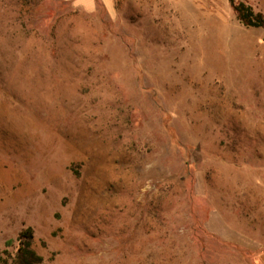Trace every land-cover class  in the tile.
Returning a JSON list of instances; mask_svg holds the SVG:
<instances>
[{"label": "rangeland", "instance_id": "1", "mask_svg": "<svg viewBox=\"0 0 264 264\" xmlns=\"http://www.w3.org/2000/svg\"><path fill=\"white\" fill-rule=\"evenodd\" d=\"M25 227L48 264H261L264 30L227 0H0V251Z\"/></svg>", "mask_w": 264, "mask_h": 264}, {"label": "trees", "instance_id": "2", "mask_svg": "<svg viewBox=\"0 0 264 264\" xmlns=\"http://www.w3.org/2000/svg\"><path fill=\"white\" fill-rule=\"evenodd\" d=\"M237 20L245 27L261 28L264 30V16L254 11L245 0H227ZM34 231L25 227L15 239H8L0 251V264H48L33 248ZM15 246V251L8 249Z\"/></svg>", "mask_w": 264, "mask_h": 264}, {"label": "crops", "instance_id": "3", "mask_svg": "<svg viewBox=\"0 0 264 264\" xmlns=\"http://www.w3.org/2000/svg\"><path fill=\"white\" fill-rule=\"evenodd\" d=\"M78 5L90 10L94 5L96 0H75ZM105 6L110 7L113 5V0H100ZM261 264H264V254L260 258Z\"/></svg>", "mask_w": 264, "mask_h": 264}, {"label": "bare ground", "instance_id": "4", "mask_svg": "<svg viewBox=\"0 0 264 264\" xmlns=\"http://www.w3.org/2000/svg\"><path fill=\"white\" fill-rule=\"evenodd\" d=\"M23 128V127H22Z\"/></svg>", "mask_w": 264, "mask_h": 264}]
</instances>
